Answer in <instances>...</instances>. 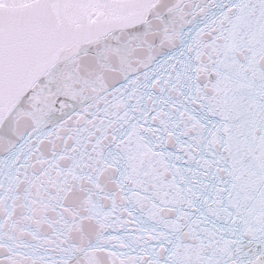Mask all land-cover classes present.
Returning <instances> with one entry per match:
<instances>
[{"label": "snow or ice", "instance_id": "obj_1", "mask_svg": "<svg viewBox=\"0 0 264 264\" xmlns=\"http://www.w3.org/2000/svg\"><path fill=\"white\" fill-rule=\"evenodd\" d=\"M0 264H264V0H0Z\"/></svg>", "mask_w": 264, "mask_h": 264}]
</instances>
